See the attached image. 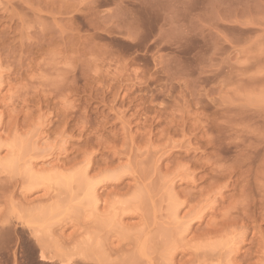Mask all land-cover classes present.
Returning a JSON list of instances; mask_svg holds the SVG:
<instances>
[{
  "label": "rangeland",
  "instance_id": "obj_1",
  "mask_svg": "<svg viewBox=\"0 0 264 264\" xmlns=\"http://www.w3.org/2000/svg\"><path fill=\"white\" fill-rule=\"evenodd\" d=\"M104 4L0 0V264H264V0Z\"/></svg>",
  "mask_w": 264,
  "mask_h": 264
},
{
  "label": "crops",
  "instance_id": "obj_2",
  "mask_svg": "<svg viewBox=\"0 0 264 264\" xmlns=\"http://www.w3.org/2000/svg\"><path fill=\"white\" fill-rule=\"evenodd\" d=\"M100 1V0H99ZM103 30L120 32L125 40L147 46L158 40L170 44L176 13L192 14L193 0H104ZM101 13V12H100Z\"/></svg>",
  "mask_w": 264,
  "mask_h": 264
},
{
  "label": "bare ground",
  "instance_id": "obj_3",
  "mask_svg": "<svg viewBox=\"0 0 264 264\" xmlns=\"http://www.w3.org/2000/svg\"><path fill=\"white\" fill-rule=\"evenodd\" d=\"M118 177V176H117ZM119 177H122V176H119ZM113 178V177H112ZM119 179V178H118ZM109 181V180H108Z\"/></svg>",
  "mask_w": 264,
  "mask_h": 264
}]
</instances>
